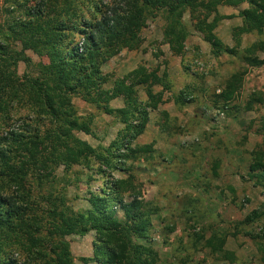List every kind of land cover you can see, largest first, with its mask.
<instances>
[{
  "label": "rangeland",
  "instance_id": "1",
  "mask_svg": "<svg viewBox=\"0 0 264 264\" xmlns=\"http://www.w3.org/2000/svg\"><path fill=\"white\" fill-rule=\"evenodd\" d=\"M209 1L199 0L192 10L188 8L181 15L188 36L180 49L168 42L170 36L164 35L169 26L166 13L145 9L143 25L131 49L99 50L97 75L106 81L97 79L88 89L77 87L68 95L82 123V129L71 136L98 150L119 140L117 135L123 129L118 119L103 112V106L124 107L122 96L107 101V96L99 98V93L110 91L138 68L159 78L160 83L149 85L159 101L155 109L147 110L144 130L131 146L144 150L120 169L107 171L103 177L97 173L96 163L91 169L80 165L65 169L59 162L52 164L57 150L63 152L71 146L60 133L58 123L45 114L37 115L31 101V105L13 103L8 108L10 121L0 113V129L11 123H29L28 130H39L42 140L38 158L41 163L27 167L25 188L30 191L33 205L18 222L21 231L12 255L16 261L23 263L30 258V263L35 264L40 261L37 252L46 254L43 260H53L50 246L62 243L71 254V264H97L83 261L93 255V232L66 237L51 233L54 221L46 198L48 194L62 193L68 205L85 210L88 204L82 198L90 192H98L113 180H126L133 189L124 187L122 198L127 201L132 194H138L150 223L147 238L136 242L155 252L156 264H263L259 240H251L247 234L259 236L264 230V217L249 224L244 219L253 210L264 211V180L260 171L253 174L249 170L252 152L262 154L264 160V67H251L244 57H264V28L258 34L240 16L243 9L249 8L247 3L213 9L206 8ZM32 3L33 0H0V43L5 44L3 39L8 38L13 57L21 45L9 28L22 20ZM61 4H65L63 0H56L54 5ZM72 4H78V0ZM209 25L214 26L212 30ZM209 34L221 47L207 41ZM69 37L81 52L83 38L76 31ZM24 53L33 64L49 62L47 56ZM16 71L23 81L35 76V69L27 68L22 60L17 62ZM131 79L124 84L129 86L135 80ZM132 86L137 101L147 102L148 86ZM19 116L25 119L18 120ZM43 163L53 168L57 179H63L51 183L40 167ZM114 211L116 218L124 220L118 208ZM31 237L37 240L35 245ZM210 238L222 239L229 255L207 248ZM28 247L33 251L31 256L25 251Z\"/></svg>",
  "mask_w": 264,
  "mask_h": 264
},
{
  "label": "trees",
  "instance_id": "2",
  "mask_svg": "<svg viewBox=\"0 0 264 264\" xmlns=\"http://www.w3.org/2000/svg\"><path fill=\"white\" fill-rule=\"evenodd\" d=\"M63 1L65 4L54 5L56 0H33L34 3L25 9L22 20L15 26H10V32L17 36L21 45L20 52L14 57L10 44L6 42L8 38L3 39L5 44L0 43V113L9 120V110L13 103L31 105L28 102L31 101L35 113L45 114L58 123L60 133L71 142V146L66 147L63 152L57 150L50 162H59L65 169L73 165L91 169V165L96 163L97 173L104 177L107 171L120 169L126 165L127 160L134 159L144 150L143 147L131 146L144 130L147 110L155 109L159 101V97L151 92L149 85L160 83V80L155 73L147 74L144 69L138 68L122 81L115 83L110 91L99 93L98 97L107 96V101L122 96L124 107L110 108L107 104L103 106V112L118 119L123 124V129L117 135L119 140L98 150L71 136L73 131L82 129V123L76 118L68 95L77 87L88 89L97 79H101L102 83L106 81L105 77L100 78L97 75L99 50L131 49L134 41L138 39L137 32L143 25L145 9L163 10L166 13L169 26L164 35L170 36L168 42L180 49L181 43L186 35L188 36L181 15L188 8L192 10L199 0H112L108 3L102 0H78L75 5L72 4L75 0ZM243 3H247L249 8L243 9L240 16L252 31L261 34L264 28V0H210L205 6L215 9L220 5L237 7ZM51 15L55 17L52 19ZM213 27L208 26L209 30ZM74 31L83 38L81 52H78L72 37H69ZM206 39L213 47H221L214 35L209 34ZM25 51H31L38 57L47 56L49 62L33 64ZM227 52L232 53V50L228 49ZM19 60L24 61L27 68L33 67L35 76L21 80L16 71ZM244 60L251 67H264V57L246 55ZM130 77L135 80L128 86L124 81ZM134 84L148 86L145 91L148 101L144 104L137 101L132 86ZM220 97L226 100L224 95L221 94ZM22 119L25 118L18 117V120ZM30 125L11 123L0 129V264H34L30 263V258L19 263L12 256L21 231L18 222L25 218L33 205L30 191L25 188L27 167L41 163L38 159L42 149L40 131L32 129L34 132H31ZM83 129L88 132L86 128ZM252 153L253 163L249 170L253 174L260 171V178L264 180L262 154ZM40 167L46 172L45 176L50 178L51 183L63 179H57L53 175V168L46 163ZM124 187L127 190L128 187L133 189L126 180H113L98 192H90L86 198H82L88 204L85 210H75L72 205H68L62 193L48 194L46 201L54 221L51 233L66 237L93 232V255L83 261H93L97 264H156L155 252L136 242L137 239L147 238L150 226L148 213L143 210V200L138 194H132L129 200H124L121 195ZM51 196L55 197L51 199ZM115 208L122 212L124 220L115 217ZM262 217L264 211L253 210L244 222L249 224ZM247 235L251 240H259L258 248L264 264V230H261L259 236ZM30 241L34 245L37 243L33 237ZM223 246L224 241L219 238L206 241V247L213 253L229 255ZM25 251L29 256L33 253L31 247ZM50 252L55 257L53 260H43L42 257L45 259L46 254L37 252L35 255L40 261L35 264H71V254L65 244H52Z\"/></svg>",
  "mask_w": 264,
  "mask_h": 264
}]
</instances>
